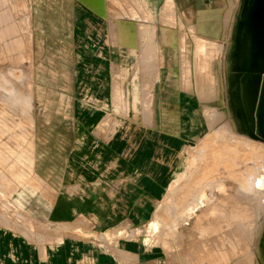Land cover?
<instances>
[{
    "label": "crops",
    "instance_id": "obj_1",
    "mask_svg": "<svg viewBox=\"0 0 264 264\" xmlns=\"http://www.w3.org/2000/svg\"><path fill=\"white\" fill-rule=\"evenodd\" d=\"M39 1L37 9L53 11L35 23L66 24L67 39L45 46L36 34L42 43L31 52L0 49V264H183L187 252L176 243L184 241L170 237L169 248L155 250L130 234L156 219L187 141L178 124L166 126L172 112L165 98L184 86L180 65L194 64V47L189 61L182 52L181 29L189 15L197 20L199 1L135 0L143 13L134 17L123 1ZM120 24L132 26L135 46L120 42ZM140 24L158 27L165 59L157 79ZM163 27L175 30V47L163 43ZM125 80L138 95V111L131 100L127 116ZM143 87L165 89L163 127L144 124Z\"/></svg>",
    "mask_w": 264,
    "mask_h": 264
},
{
    "label": "rangeland",
    "instance_id": "obj_2",
    "mask_svg": "<svg viewBox=\"0 0 264 264\" xmlns=\"http://www.w3.org/2000/svg\"><path fill=\"white\" fill-rule=\"evenodd\" d=\"M120 1L127 5L132 17L138 10L143 13L135 0H131L132 4L128 0H116L117 3ZM198 1L197 20L195 14L189 15L187 26L181 29L182 52L187 54L189 61L194 47V64L184 62L180 65V71L176 73L184 86L174 87L172 96L165 98L171 99L169 106L172 112L166 126L174 130L178 124L187 141L180 146L181 151L174 160L173 179L158 207L156 219L142 232L132 231L130 235L140 238L155 250L163 246L169 248L166 240L170 237L175 242L184 241L176 243L187 252L182 257L183 264H261L255 249L264 241V141L246 135L241 129L231 128L224 112L229 106L224 64L231 40L230 28L238 12V0ZM36 2L40 1L0 0V49L13 47L30 51L41 41V38L36 41V34L38 37L44 34L45 46H55L58 36L67 39L66 24L60 29L59 24L35 23V19H41V12H44V19H49L47 16L53 11L51 7L37 9L33 5ZM16 19L20 22H14ZM144 19L153 20L148 15ZM12 20L13 23L9 22ZM228 21L232 27L228 26ZM119 27L120 42L135 46L131 40L132 26L120 24ZM137 30L138 35L144 38L140 40L142 45L148 48L155 61L153 78L157 79L159 66L165 59L158 41V27L150 29L148 25L140 24ZM48 32H51V39L47 37ZM162 40L167 47H175V30L163 27ZM76 47L77 59L82 58L83 41H77ZM4 58L0 55V63ZM12 61L18 64L21 57L14 55ZM164 90L155 88L152 93L149 88L141 89L144 124L163 127L158 112L165 108L160 101ZM181 90L180 105L177 98ZM196 94L200 104L196 102ZM131 100L134 111H138V95L132 93L125 80V116L130 110ZM182 140L175 141V144L183 143ZM259 223L263 228L260 239L256 238Z\"/></svg>",
    "mask_w": 264,
    "mask_h": 264
},
{
    "label": "bare ground",
    "instance_id": "obj_3",
    "mask_svg": "<svg viewBox=\"0 0 264 264\" xmlns=\"http://www.w3.org/2000/svg\"><path fill=\"white\" fill-rule=\"evenodd\" d=\"M237 5L233 27L228 21L232 32L224 71L229 106L224 112L231 128L264 141V0H238ZM260 224L256 232L259 239L263 230ZM255 254L264 264V241Z\"/></svg>",
    "mask_w": 264,
    "mask_h": 264
}]
</instances>
